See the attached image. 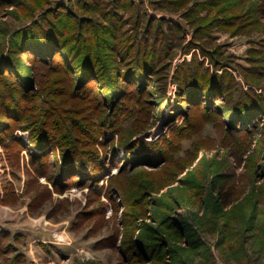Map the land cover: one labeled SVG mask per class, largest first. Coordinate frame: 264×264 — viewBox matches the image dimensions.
<instances>
[{
    "label": "rangeland",
    "instance_id": "1",
    "mask_svg": "<svg viewBox=\"0 0 264 264\" xmlns=\"http://www.w3.org/2000/svg\"><path fill=\"white\" fill-rule=\"evenodd\" d=\"M243 107L264 0H0V264H264Z\"/></svg>",
    "mask_w": 264,
    "mask_h": 264
},
{
    "label": "trees",
    "instance_id": "2",
    "mask_svg": "<svg viewBox=\"0 0 264 264\" xmlns=\"http://www.w3.org/2000/svg\"><path fill=\"white\" fill-rule=\"evenodd\" d=\"M46 47V46H45ZM44 47V48H45ZM90 70H92V68L90 69ZM132 74V73H131ZM94 75H96V73H94ZM135 75V74H134ZM26 81L24 82H21V86H25L24 84H26V82L29 80V78H26L25 79ZM185 83V84H184ZM183 83V85H182V87H180L181 88V91H183V96H188V98L189 97H195L196 95H199L200 97H204V96H207V94H208V92H209V90H207V88H205V87H203V88H198V87H193V78H191V79H188L187 80V82H184ZM211 90H212V87H211ZM195 91V92H194ZM211 92V91H210ZM209 92V93H210ZM226 92L225 91H222V94H221V96H219V98H222L223 96H224V94H225ZM202 94V95H201ZM245 107V106H244ZM243 107V111H241V110H239L238 112H233V114H232V116L233 117H230V119H239V121L241 120V122L243 123H247L248 121H250L251 119H252V117H253V120H255V119H258L257 117L258 116H256L257 114H259V115H264V109L262 108V107H259L257 110L255 109V108H251L250 110H247V108H244ZM232 113V112H231ZM42 134L41 135H39L36 139H38L37 141H36V145H38V146H45V145H49V143H48V141H47V139L49 140V138L48 137H51V135L49 134V132L47 131V130H45V129H42L41 131H40ZM45 134V136H42V135H44ZM68 151L69 150H66L65 152H64V158H65V160H67L68 158H74L75 156H74V153L76 152V151H73V153L72 154H68ZM66 154H68V155H71L70 157L69 156H67ZM76 158V157H75Z\"/></svg>",
    "mask_w": 264,
    "mask_h": 264
}]
</instances>
